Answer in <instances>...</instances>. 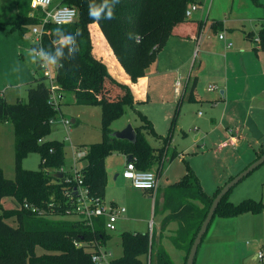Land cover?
Returning a JSON list of instances; mask_svg holds the SVG:
<instances>
[{"label": "trees", "instance_id": "obj_1", "mask_svg": "<svg viewBox=\"0 0 264 264\" xmlns=\"http://www.w3.org/2000/svg\"><path fill=\"white\" fill-rule=\"evenodd\" d=\"M31 1L13 0L11 10H14V13L8 19L6 12L5 16L0 15V29L10 27L11 32L25 36L31 27L40 24L43 13L40 10L31 16ZM252 1L260 5V0ZM60 2L62 5L77 8L78 19L68 25H47L42 46L45 51L55 52L52 41L58 39L55 36L57 29L65 33H80L77 38L79 51L74 58H69L67 47L63 49V66L57 70V82L64 99L72 95L79 105L103 107V141L88 146L83 158L85 166L80 174L84 184L90 189V195L104 199L108 181L106 159L112 153L132 156L136 167L142 171H152L157 161H173L178 156L176 152L168 156L164 153L166 145L171 142V132L163 138L165 147L162 150L152 148L144 132L151 135L156 132L145 115H141L144 124L135 128L138 138L136 144L112 136L113 132L109 127L111 122L124 114L126 107L135 108L139 102L135 100L128 85L111 75L108 65L116 73L120 68L119 63L132 83H137L145 77L147 69L157 61L174 29L188 21L186 11L194 0H120L117 5L108 0V5L115 7L114 19H102L98 23L90 19L88 6L91 3L96 7L102 0ZM95 24L99 26L114 55L105 48L102 38L99 39L95 35L98 38L96 46H103L102 53L106 61H103L102 56H96L91 32V26ZM201 29L202 24H199L198 33ZM33 47L38 45L33 43ZM260 49L264 50V28L260 33ZM37 68L41 70L39 64ZM28 85L26 103L21 100L9 103L0 93V123L14 124L16 142L15 179H7L0 168V264H94L92 255L97 253L110 237L106 231L105 219L95 220L91 227L87 226L81 217L76 221L53 218L68 214L77 215L74 209L78 185L74 180L68 181L69 175L65 171L66 144L48 140L52 131L50 121L60 114L64 99L58 109L49 103L51 91L44 75L36 76L35 81ZM113 90L115 93L111 94ZM117 90L123 94L121 100L113 98L118 94ZM177 114L178 109L170 131L174 128ZM44 139V143H39V140ZM34 151L41 155L40 168L35 171L23 168V159ZM262 155L264 149L259 152L257 158ZM185 165L187 173L175 190L182 201L177 205H167L172 214L165 221L164 227L171 221L180 222L174 243L178 248L185 250L188 259L212 202L223 186L209 197L201 189L199 178L188 162L185 161ZM161 170L162 168L159 169ZM57 174H63V177L60 178ZM232 178L234 177L229 181ZM229 193L219 204L215 217L231 218L264 211L263 201L248 199L234 204L228 198ZM8 199L14 205L12 208L5 206ZM188 200L194 202L191 207L185 204ZM197 202L205 205L198 215L196 210L199 209L195 205ZM121 236L124 254L112 264H145L142 257L151 254L153 237L151 240L148 232H125ZM76 243L80 246H76ZM38 248L44 250V253L38 254ZM159 264L173 263L165 253H161Z\"/></svg>", "mask_w": 264, "mask_h": 264}, {"label": "rangeland", "instance_id": "obj_2", "mask_svg": "<svg viewBox=\"0 0 264 264\" xmlns=\"http://www.w3.org/2000/svg\"><path fill=\"white\" fill-rule=\"evenodd\" d=\"M12 1L0 0V15L5 16L4 12H6V19L14 13V10H11ZM225 2L226 0H209L210 19L217 15L224 19ZM239 3L242 10L246 11H248L250 4L255 6L252 0H236V5ZM236 11L237 9H235V13ZM227 14L228 16L231 15L230 12H226ZM5 35L8 37H6L5 58L0 61V93L5 96L9 103H15L18 99L26 103L28 102V83L35 81L36 76H43V71L38 70L37 65L31 63L27 55V50L32 48L35 36L32 33V27L25 36H21L18 32H11L10 27L0 29V37H5ZM97 40L98 38L93 34V44L95 48L97 47L96 56L101 55L103 61H106L102 53L103 46H96ZM105 48L107 47L105 46ZM201 55L199 47L194 48L190 53L187 71L193 72L192 78L197 75L196 71H198ZM17 67L19 71L14 70ZM202 70H204V66L200 68V71ZM35 71L37 74H34ZM204 73L206 78L202 79L198 87L199 90L206 92L204 97H200L201 95L196 93V98L191 100L189 95H183L184 84L179 86L180 93H177L174 90V85L169 84L166 90L160 85L156 89L154 84L151 83L149 89H147L150 100L141 102L135 108L126 107L125 113L112 121L109 127L112 132H118L128 125L134 128L142 126L144 122L141 115H145L156 132L155 135L147 138L151 146L162 147L163 141L161 138L166 137L171 132L172 148L180 154L173 161L171 171L176 173L184 171L185 162L183 159H186L200 181L203 182L206 191L210 192L215 187L217 180L220 178L228 179L231 174L237 175L244 170L246 165L248 166L245 156L247 151L251 155L252 146L249 145L248 141L243 140L237 148L229 147L224 151L217 150V145L223 141L222 129H220V118L211 119L213 114L211 101L214 100L209 99L208 96L217 95L220 90L215 89L218 90H214L215 92L208 90L213 82L207 77L210 76L207 75V71H204ZM73 97L68 95L62 102L60 114L52 125L48 140L65 142L68 138V142H65L67 149L65 167L67 169L75 167L81 170L85 166V160L79 157L80 153L86 152L91 144L103 141V107L101 105H79ZM177 103H181V105H179L174 128L170 131L173 120L172 113H174ZM172 109L173 111L168 114ZM62 119L70 121L71 125L67 128L64 127L61 123ZM250 119L257 124L260 132L264 134V114L259 112L248 114L247 123ZM72 120L77 122L73 123ZM230 125L234 128L236 124ZM197 135L201 136L199 140H196ZM250 141L254 140L251 139ZM15 143L14 124L11 122L0 123V168L9 180H14L16 176ZM262 143L264 145V138H262ZM119 154L121 153L114 152L107 158L116 157ZM40 163L41 155L39 152L34 151L23 159L22 166L25 169L35 171L40 168ZM154 170L156 171L157 167ZM228 198L234 204H239L248 199L257 202L264 201V164L236 185L229 193ZM5 206L12 208L14 205L8 199L5 201ZM53 218L76 221L80 216L68 214ZM211 227V232L215 236L212 242H216L217 247L222 248H219L221 257L216 256L217 259H214V255L210 256L206 264H255L251 261V255L257 251V249L255 250L256 239L259 237L257 233L262 232L264 227V211L259 214L245 213L227 219L216 216ZM121 235L122 233L119 230L111 233L106 245L103 246L104 250L111 252L115 258H121L124 254ZM37 253L42 254L44 250L38 248ZM148 257L149 254L142 257L145 264H157L155 254L151 262H149Z\"/></svg>", "mask_w": 264, "mask_h": 264}, {"label": "crops", "instance_id": "obj_3", "mask_svg": "<svg viewBox=\"0 0 264 264\" xmlns=\"http://www.w3.org/2000/svg\"><path fill=\"white\" fill-rule=\"evenodd\" d=\"M194 2L198 4L199 9L194 12L187 22L178 25L174 29L172 36L159 53L157 61L152 64L156 66L152 67L151 65L147 69L145 77L139 79L137 83L131 82L129 76L116 59L120 67L116 73L106 64L108 65L109 72L115 79L132 89L135 100L139 102L138 104L150 100L147 89H149L151 83L154 84L156 89L161 86L166 90L169 84L174 85L175 91L177 83L180 86L184 84L183 95H189L191 100L196 98V93L200 94V97H204L206 92L199 90L198 87L202 79L206 78L204 71H207V75H210L207 77L213 82L210 85H214L220 90L219 94L208 96L210 97L209 99L214 100L211 101L213 105L211 119L220 118L223 141L230 137L231 131L238 134L239 143L232 148L240 146L243 140L248 141L249 145L252 146L251 155L247 151V155L245 156L246 163L249 166L258 159L259 152L264 149L262 143L264 134L260 140H256L247 128L248 114H254V112L264 114V50L260 49V33L264 28V0H260V5L255 4L254 6L250 4L248 11L242 10L240 3L236 5V0H226L225 11L230 12L231 15L228 16L225 12L224 19H221L218 15L210 19L209 0H194ZM60 5H62L60 0L53 2V8ZM235 9H237L236 13ZM199 24H202V29L198 33ZM91 32L99 39L100 37L102 38L105 46L113 55L97 24L91 26ZM221 34H224L225 39H220ZM6 37L8 36L0 37V61L5 58ZM228 44H231V47H228ZM196 47L200 48L202 55L198 63L197 75L192 78L193 72L187 71V67L190 53ZM189 50L192 51L190 52ZM203 66L204 70L200 71V68ZM35 72L34 74H36ZM117 91L118 94L113 98H117L114 100H121L123 94L119 90ZM110 93L114 94L115 90ZM179 105L181 103L176 104L177 107L174 113H172L173 117L177 109L179 112ZM172 111L173 109L168 114ZM72 122L76 123L77 121L72 120ZM230 124L236 125L233 128ZM144 134L146 138L152 136L146 132ZM200 137V135H197L196 140H199ZM163 138H161L162 141ZM251 139L254 141H250ZM171 143L165 147L164 142H162V147L157 148L152 146V148L160 151L165 147L164 153L167 156L173 152H176L179 156L180 154L172 148ZM173 161H157L153 166L152 170L156 173L158 179V188L154 192L137 189L129 180L123 177V172L129 162L127 155L121 153L116 157L111 156L106 160L108 181L104 202L106 205H116L126 208V212L120 216L117 222V229L114 232L119 230L122 234L125 232L146 233L149 231L150 225H152L153 248L150 262L153 260V255L155 254L157 264H159V260L161 259V253H165L173 264H187L185 250L178 248L174 243V237L177 234L180 222L177 220L171 221L164 227L165 221L172 214L171 209L167 205H177L182 201L175 190L178 189V183L187 173L186 165L184 171H178L177 173L171 171ZM183 161L185 162L186 159H183ZM248 166L246 165L244 170ZM156 167L157 170L155 171ZM161 168L162 170L159 171ZM237 175L231 174L228 179L220 178L216 181L215 187L210 192L206 191L203 182L199 179L201 189L209 197H212L219 187L224 186L231 177ZM193 203L189 200L185 201V204L190 205V207ZM195 205L199 209L196 210V214L198 215L199 211L205 208V205L201 202H197ZM211 225L199 246L195 264H206L207 259L209 260L210 256L213 255L214 259H217L216 256L221 257L219 248H222L220 246L217 247L216 242H212L215 236L211 232ZM114 232H108V234L110 235ZM257 234L259 236L256 239L255 250L257 249V251L251 255V261L255 264L264 263V259L261 261L258 258L259 253L262 252L264 254V227L262 232Z\"/></svg>", "mask_w": 264, "mask_h": 264}, {"label": "built area", "instance_id": "obj_4", "mask_svg": "<svg viewBox=\"0 0 264 264\" xmlns=\"http://www.w3.org/2000/svg\"><path fill=\"white\" fill-rule=\"evenodd\" d=\"M54 0H32L31 1V9L33 12L31 16H34L36 11H42L43 18L41 19L40 24L32 27V33L35 36L34 44L38 46H42L43 36L45 33V27L49 24L55 25H68L74 23L78 19V10L75 7H71L68 5H60L58 7H52ZM199 9L197 3L191 4L186 11V18L190 19L194 12ZM220 39H225L224 34L220 35ZM43 47V46H42ZM228 47H231V44H228ZM41 67V66H40ZM43 71V75L46 78V82L48 87L50 88L51 94L49 103L55 107L59 108L61 102L64 99V94L60 90V86L57 82V70L58 68L49 67L47 69L41 67ZM180 84L177 83L176 92L179 93ZM217 89L216 86L210 85L208 90L214 91ZM57 119V118H56ZM56 119H52L50 124L53 125ZM61 123L64 127H69L70 121L62 119ZM44 140H39V143H44ZM65 142H68V138H66ZM239 143V136L233 131L230 132V137L225 141L221 142L217 150L223 151L229 147H234ZM86 156V152L80 153L79 157L84 158ZM65 171L69 175L68 181L74 180L78 185V196L75 201V214L79 215L84 223L87 226H93L95 220L100 218L105 219V226L107 232H114L117 229V222L122 214L126 212V208L119 207L116 205H106L104 199L100 197H92L90 195V189L84 184L83 177L80 174L81 170H78L75 167H71V169H66ZM123 177L129 180L132 185L141 190H151L156 191L158 188V179L156 173L152 171H142L139 170L134 161L128 162L126 168L123 172ZM149 237L152 240L153 237V227L150 225L149 227ZM76 246H80L79 243H76ZM151 255V254H150ZM149 255V262H150ZM95 257V259H93ZM259 260L264 259V254L261 252L258 254ZM115 260L114 256L111 252H107L103 247H100L99 251L92 255V262L94 264H112Z\"/></svg>", "mask_w": 264, "mask_h": 264}, {"label": "clouds", "instance_id": "obj_5", "mask_svg": "<svg viewBox=\"0 0 264 264\" xmlns=\"http://www.w3.org/2000/svg\"><path fill=\"white\" fill-rule=\"evenodd\" d=\"M120 0H112L113 5H117ZM89 17L94 22L98 23L100 20H112L114 19L115 7L108 5V0H102V3L96 7H93L89 3ZM80 35L79 31L75 33H65L64 31L57 29L55 36L58 39L52 41V47L55 48V52L45 51L42 46L33 47L27 50V55L30 58V62L39 64L41 67L47 69L49 67L60 68L62 67L61 61L64 59L63 49L68 48L69 58H74L79 51L77 38ZM39 61V62H38ZM19 71L17 67L14 69ZM95 259V257H93Z\"/></svg>", "mask_w": 264, "mask_h": 264}, {"label": "water", "instance_id": "obj_6", "mask_svg": "<svg viewBox=\"0 0 264 264\" xmlns=\"http://www.w3.org/2000/svg\"><path fill=\"white\" fill-rule=\"evenodd\" d=\"M247 128L252 133L254 139L260 140L263 136V134L260 132L257 124L250 119L247 123ZM112 136L120 139V140H126L133 144L137 143V133L133 126L128 125L125 129L118 132H113ZM133 160V157H129V162ZM264 164V155H262L259 159H257L255 162H253L251 165H249L245 170H243L241 173H239L237 176L232 178L228 183H226L221 191L217 194L215 199L212 202V205L209 209V212L207 214L206 219L204 220L195 240L191 247L190 253L188 255L187 264H195V260L197 257L199 246L201 245L204 236L206 235L209 226L211 225L216 210L219 206V204L222 202L224 197L236 186L238 185L243 179H245L247 176H249L254 170H256L259 166ZM58 177L62 178L63 174H57Z\"/></svg>", "mask_w": 264, "mask_h": 264}]
</instances>
